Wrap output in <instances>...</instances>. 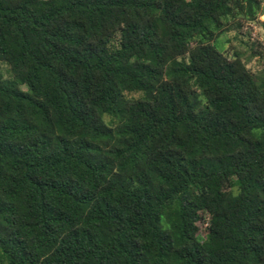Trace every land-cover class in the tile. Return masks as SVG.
Returning a JSON list of instances; mask_svg holds the SVG:
<instances>
[{"label":"trees","instance_id":"1","mask_svg":"<svg viewBox=\"0 0 264 264\" xmlns=\"http://www.w3.org/2000/svg\"><path fill=\"white\" fill-rule=\"evenodd\" d=\"M261 8L0 0V264H264Z\"/></svg>","mask_w":264,"mask_h":264},{"label":"rangeland","instance_id":"2","mask_svg":"<svg viewBox=\"0 0 264 264\" xmlns=\"http://www.w3.org/2000/svg\"><path fill=\"white\" fill-rule=\"evenodd\" d=\"M261 6L264 11V0H261ZM215 45L219 50L234 49L240 52L247 67L257 71L263 61L261 55L254 51L264 50V14L254 21H241L240 27L236 29L221 32L215 40ZM0 67L3 76L6 77V65L0 63Z\"/></svg>","mask_w":264,"mask_h":264}]
</instances>
